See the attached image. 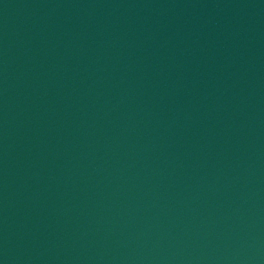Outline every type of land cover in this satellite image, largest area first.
Returning a JSON list of instances; mask_svg holds the SVG:
<instances>
[{
    "label": "water",
    "instance_id": "water-1",
    "mask_svg": "<svg viewBox=\"0 0 264 264\" xmlns=\"http://www.w3.org/2000/svg\"><path fill=\"white\" fill-rule=\"evenodd\" d=\"M0 264H264V0H0Z\"/></svg>",
    "mask_w": 264,
    "mask_h": 264
}]
</instances>
